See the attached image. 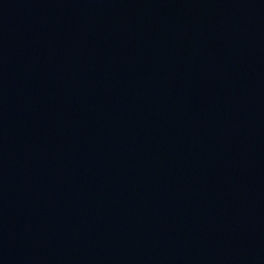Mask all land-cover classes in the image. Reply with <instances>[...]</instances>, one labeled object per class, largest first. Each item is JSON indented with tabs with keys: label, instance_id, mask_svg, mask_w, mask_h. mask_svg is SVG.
Returning a JSON list of instances; mask_svg holds the SVG:
<instances>
[{
	"label": "water",
	"instance_id": "obj_1",
	"mask_svg": "<svg viewBox=\"0 0 264 264\" xmlns=\"http://www.w3.org/2000/svg\"><path fill=\"white\" fill-rule=\"evenodd\" d=\"M0 264H264V0H0Z\"/></svg>",
	"mask_w": 264,
	"mask_h": 264
}]
</instances>
